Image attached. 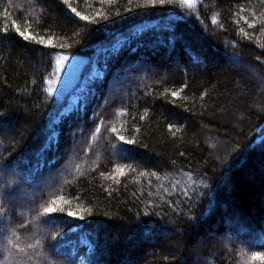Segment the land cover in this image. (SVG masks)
<instances>
[{"label":"trees","instance_id":"16d2710c","mask_svg":"<svg viewBox=\"0 0 264 264\" xmlns=\"http://www.w3.org/2000/svg\"><path fill=\"white\" fill-rule=\"evenodd\" d=\"M255 253L264 0H0V264Z\"/></svg>","mask_w":264,"mask_h":264},{"label":"snow or ice","instance_id":"6c2138e0","mask_svg":"<svg viewBox=\"0 0 264 264\" xmlns=\"http://www.w3.org/2000/svg\"><path fill=\"white\" fill-rule=\"evenodd\" d=\"M173 2H174V0H149V3L152 6H156V5L165 6V5L172 4ZM186 2H190V0H186ZM65 3L67 4L68 3V0H65ZM73 11L75 12V9H73ZM76 14L77 15H80V13H78V12ZM82 19L88 20V17L84 16V17H82ZM17 31H18V33H19L20 36L24 37L25 39H28V34L26 32L20 31L19 28H17ZM67 59H68L67 56H60L59 59L57 60V65L59 67H62L63 66V61H65ZM49 91H52V89L50 88ZM173 95H176V93L173 92ZM120 139L121 140H124V137L121 136ZM127 143H131V141H127ZM44 211L46 213H52V212L55 211V209L53 207H47V208H45ZM68 215L69 216H74V215H76V213H74L72 211H69L68 212ZM254 255H256V256H264V254H261V253H255Z\"/></svg>","mask_w":264,"mask_h":264},{"label":"rangeland","instance_id":"374dc122","mask_svg":"<svg viewBox=\"0 0 264 264\" xmlns=\"http://www.w3.org/2000/svg\"><path fill=\"white\" fill-rule=\"evenodd\" d=\"M245 68H247V69L250 68V71L252 70L251 72L254 73L253 69H255V66H251V65H249V66H245ZM224 182H225V181H224ZM240 230H241L240 228H237V232H240ZM230 238H231V237H230Z\"/></svg>","mask_w":264,"mask_h":264}]
</instances>
